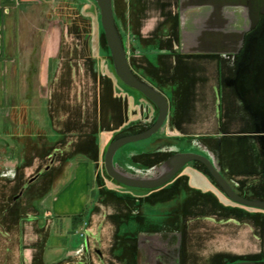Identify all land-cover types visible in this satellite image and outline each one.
I'll return each instance as SVG.
<instances>
[{
	"label": "flooded vegetation",
	"instance_id": "af4514ba",
	"mask_svg": "<svg viewBox=\"0 0 264 264\" xmlns=\"http://www.w3.org/2000/svg\"><path fill=\"white\" fill-rule=\"evenodd\" d=\"M236 1L238 4L229 3L235 0H176L174 12L163 22V31L169 32V35L165 39L155 36L156 48L159 49L166 39H172L174 48L168 51L174 54L173 59L176 61L177 53L181 50L184 26L190 30L191 27L208 24L209 27L218 28L213 43L238 45L239 52L187 55L182 61L179 60V64L175 62L174 66L169 68L170 75H167L165 80L154 78L146 65H135L134 68L131 66L136 77L148 81L165 95L169 109L162 126L149 137L153 139L149 147L131 154L132 165L115 164L118 171L152 177L160 173L158 167L179 153L201 154L212 163L214 169L221 173L238 195L256 200L250 197L248 188H245L247 192H243L239 181L229 172L251 177L264 169V143H261L262 140L256 133L257 129L264 128V72L261 69L264 64V13H260L258 21L248 19L249 11L245 9V0ZM205 13L208 14L206 18ZM250 44H254L252 51L248 47ZM127 56L132 62L128 52ZM155 60L158 61L157 67L160 70H167L161 62V54L157 53ZM181 65L186 69L180 68ZM196 67L200 70L197 69L195 74L189 72ZM114 74L118 77L116 71ZM102 75L112 77L104 72ZM118 79L125 88L138 91L125 84L119 77ZM192 79L201 81L200 86L208 100L207 109L201 110L196 121H211L213 130L183 132L174 125H179L181 113L184 111L182 90ZM138 92L146 106V115L133 118L127 126L115 131L103 154V176L109 184L108 190L126 188L135 193L125 203L128 218L123 233L128 239H121L119 243L121 263L264 264L261 252L253 256L229 250H215L206 256L200 254L199 251L204 247L203 236L206 234L200 233L197 227L212 217L207 214L208 210L214 212L219 222H237V212L244 210L241 206H247L232 200L202 161H189L169 181L154 188L130 187L108 174L105 155L109 144L118 136L140 134L149 130L159 117L157 105ZM175 131L179 133L175 135ZM194 139L200 141L201 146L193 145L191 142ZM44 173L45 170L38 172L35 180ZM30 180L29 184L35 181ZM111 181L113 183H110ZM27 186L28 184H25L22 190ZM16 195L18 194L13 196L15 201L20 196ZM157 204H160L157 207L159 211L156 209ZM251 208L259 209L252 210L255 212H264L260 208ZM199 217L203 218L198 220ZM95 253L99 257L102 256L96 247Z\"/></svg>",
	"mask_w": 264,
	"mask_h": 264
},
{
	"label": "crops",
	"instance_id": "0c3cea01",
	"mask_svg": "<svg viewBox=\"0 0 264 264\" xmlns=\"http://www.w3.org/2000/svg\"><path fill=\"white\" fill-rule=\"evenodd\" d=\"M70 1L74 0H0V264L9 262L11 255L15 259L16 254L21 255L26 264H122L119 243L121 239H128L123 233L128 218L125 203L135 193L126 188L108 190L109 184L103 176V154L111 135L127 126L133 118L145 116L146 106L138 94L122 86L117 76L105 77L99 69H95L96 56L93 50V71H99L95 73L97 121L85 132L86 126L79 127L85 122L69 120V104L57 107L53 101L54 81L61 71L64 54L59 31L53 29L40 56L32 49H23L19 38L20 27L17 22L21 11L30 13L38 4L53 6L61 3L64 8ZM202 27L218 29L206 24L191 27L190 30ZM33 39L31 42L35 43ZM154 55L157 56V53ZM187 55L219 53H183L181 50L177 53L181 61ZM197 82L198 79H192L182 90L184 111L179 125H174L183 132H190L184 130V125L194 120L189 113L195 107L192 104L201 102L195 108V119L200 116L201 110L207 109L205 92H202L205 97L197 98ZM64 114L67 117L65 119ZM71 122L78 125L73 132L69 130ZM70 133L74 134L72 141L67 139ZM178 133L174 132L175 135ZM11 139L15 146L10 142ZM27 142H40L42 148L23 152L21 146ZM63 142L67 145L64 146ZM23 165L25 172L33 168L38 172L45 170L43 176L47 178L44 180L48 187L47 194L40 201L32 200L34 214L32 216L30 213L29 217L23 216L25 212L21 210L20 204L8 203L4 188L7 181L12 183L18 180L17 176L11 174L14 167L22 168ZM229 173L239 181L243 192L248 191L252 199L264 201V169L251 177ZM63 182L65 185L61 186ZM245 188H248L247 191ZM91 200L94 205L89 211ZM158 206L160 204L156 205V209ZM103 207L109 208L105 216L114 227L110 238L106 236L109 238L105 243L107 250L102 248L105 242L102 239L105 235L102 222L93 225ZM7 212H10V216H7ZM237 214L264 226V212L244 209ZM6 227L11 230L5 232ZM78 229L83 230L85 241L77 246L70 245ZM5 236L10 239L9 244ZM95 247L102 256L95 253ZM93 254L97 256L98 262Z\"/></svg>",
	"mask_w": 264,
	"mask_h": 264
},
{
	"label": "rangeland",
	"instance_id": "374dc122",
	"mask_svg": "<svg viewBox=\"0 0 264 264\" xmlns=\"http://www.w3.org/2000/svg\"><path fill=\"white\" fill-rule=\"evenodd\" d=\"M133 1L136 4L130 0H113L116 25L126 52L132 57V62L129 60L130 65L133 66V68L135 65L138 67L146 65L150 68V73L154 78L157 80H165V77L170 75L169 68L174 66L175 62L179 64L180 58L177 57L176 61H174V54L168 51L169 49L174 48L172 39H166L158 49L154 45L156 41L155 36L158 38L162 37V39L168 37L169 32L163 31V22L174 12L176 0ZM61 5V3L53 6L38 4L36 9L32 8L30 13L21 11L17 22V26L20 27L19 38H21L23 49H32L33 52L40 56L44 52L46 40L51 35L53 29L59 31L64 44V54L62 57L63 60L61 61V71L58 72V79L54 81L55 91L53 101L57 107L59 105L62 106L64 103L69 104V120L85 122L84 125L82 124L79 127L86 126L85 132H87L88 128L97 121V74L95 75V73L100 71V73L104 72L105 74L115 77V66L112 54L108 47L105 31L101 23V13L98 4L97 8L93 0H74L70 1V4L67 5V7L65 6L63 8ZM32 38H34L33 40L35 43L31 42ZM93 50L96 56V68H94L99 69V71L96 70V72L93 71V57H95L92 54ZM155 53L161 54V62L165 64L167 70H160V68L157 67L158 61L155 60ZM184 67L185 66H183V68ZM196 68L199 69V67ZM189 72L195 74L197 71L195 72L192 69ZM200 85L201 81L198 80L195 88L198 99H200V96L205 97L206 95L202 93L203 89ZM122 86L124 85L122 84ZM130 90L140 94L134 89ZM200 104L201 102L191 105H195V107L189 111V113L191 112L190 116H192L194 120L193 123L184 125L185 131H208L214 129L211 121H206L205 119L202 123L196 121L197 119H195L194 114L197 110L195 108ZM65 117L66 115L64 114V119ZM77 127V124L73 125L71 122L69 128L70 132L77 130ZM68 136L67 139L70 138L71 141L74 139V134L70 133ZM152 140L153 139L149 138L125 144L116 153L114 157L115 164L118 165L120 163L123 165H132L133 162L130 159L131 154L147 149ZM10 142L15 146L12 139ZM63 143L64 146L67 145L65 144L66 142ZM191 143L196 146H201V142L196 139ZM70 145V149H72L71 142ZM21 147L23 152L26 153L29 152L31 148L35 150H41L42 148L40 142L33 144L27 142ZM37 173L38 170L35 168L28 169L25 172V165H23L22 168L16 166L11 175L17 176L18 180L12 183L7 181L4 186L6 199H9L8 203L10 204L12 202L15 205L20 204L19 206L21 207V210L25 212L23 215L24 217H29L30 213H32V216L34 214L31 205L32 200L38 199V201H40L47 194L48 187L44 184V180L47 179L46 177L41 176L34 182L30 184L28 183L31 178L37 175ZM67 179L68 177L64 182ZM64 182L61 183V186L65 185ZM110 183L113 182L111 181ZM25 184H28V186L24 187V190H22V187ZM15 194H18L16 197L21 194L17 198V201L13 200ZM48 197L51 198V196ZM93 205L94 201L91 200L88 207L89 211L92 209ZM238 206L240 205L238 204ZM241 207L247 210L259 211V209L247 206ZM7 208L9 207L7 206ZM108 212V207L101 208L100 213L95 217V221H93V225H98L99 222H102V227L105 229V235H102L104 237H102V239L105 241L102 243V248L105 250H107L105 243L109 241L110 234H112V230H114V227L110 224L111 222L109 221V218L105 216ZM9 213L10 212H7V216H10ZM207 214H210L212 217L205 220L197 227L200 233L206 234L203 236L204 239L202 243L204 244V247L199 251L200 254L206 256L209 252L215 250H229L234 253L236 252L252 256L255 253L258 254L261 252L264 256V226H259L257 223L255 224V222L250 220L249 217L245 218L239 215V221L237 222L230 220L222 223L218 221V217L216 218V216H214V212L211 209L208 210ZM202 218L203 217H199L198 220ZM104 219L106 220L102 221ZM8 229L11 230L10 227H6L5 232H7ZM82 233L83 230L78 229V233H74L70 245L77 246L79 243L84 242L85 237ZM107 235H109L108 239L106 238ZM0 238L2 239V237ZM5 240L7 244H9L10 239L6 237ZM11 256V262L7 261L5 264H26L22 261L21 255L16 254L15 259L13 255ZM93 256L98 262L99 260L97 256L95 254H93Z\"/></svg>",
	"mask_w": 264,
	"mask_h": 264
},
{
	"label": "water",
	"instance_id": "95a60500",
	"mask_svg": "<svg viewBox=\"0 0 264 264\" xmlns=\"http://www.w3.org/2000/svg\"><path fill=\"white\" fill-rule=\"evenodd\" d=\"M100 8L101 13V23L105 31L106 40L109 48L111 49L112 58L114 61L115 71L118 77L128 86L137 89L147 98H149L154 104L159 108L160 114L156 123L149 130L134 135L118 136L114 139L108 146L105 155V166L108 174L116 179L118 182L123 183L130 187L138 188H154L163 185L169 181L176 173L189 161L200 160L205 163L211 172L213 173L216 180L228 194V196L241 204L256 207L264 210V201L262 200H250L245 197L238 195L227 180L221 175V173L214 169L212 163L204 156L194 154V153H179L166 162H164L160 167H158L160 173L152 177L141 176L139 174L132 175L130 173H123L117 170L114 163V156L118 149H120L125 144L135 142L138 140H143L149 138L151 135L156 133L159 128L164 123L169 104L167 98L163 93H161L155 86H153L148 81L140 80L134 74L129 58L127 56L126 49L124 47L121 35L116 25L113 0H95ZM230 4H238L237 1L229 2ZM245 9L249 11L248 19L258 21L260 13H264V0H245ZM216 30H211L207 28H199L197 30H183V40L181 43V51L183 53H238L240 46L231 44H218L213 43ZM192 39V42H191ZM194 40V41H193ZM251 51L254 49V44L248 46ZM264 72V64L261 68ZM256 133L258 137L264 143V128L257 129ZM262 143V144H263ZM38 176V175H37ZM37 176L33 177L30 182L35 180ZM237 264H257L254 262H241Z\"/></svg>",
	"mask_w": 264,
	"mask_h": 264
},
{
	"label": "trees",
	"instance_id": "16d2710c",
	"mask_svg": "<svg viewBox=\"0 0 264 264\" xmlns=\"http://www.w3.org/2000/svg\"><path fill=\"white\" fill-rule=\"evenodd\" d=\"M93 2H94V4L96 5V7L98 8V6H97V4H96V1H95V0H93Z\"/></svg>",
	"mask_w": 264,
	"mask_h": 264
}]
</instances>
